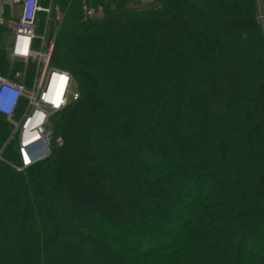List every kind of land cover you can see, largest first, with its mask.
Instances as JSON below:
<instances>
[{
  "label": "trees",
  "instance_id": "trees-1",
  "mask_svg": "<svg viewBox=\"0 0 264 264\" xmlns=\"http://www.w3.org/2000/svg\"><path fill=\"white\" fill-rule=\"evenodd\" d=\"M56 3L80 96L22 172L0 116V264H264V0ZM8 17L0 76L29 87Z\"/></svg>",
  "mask_w": 264,
  "mask_h": 264
},
{
  "label": "built area",
  "instance_id": "built-area-1",
  "mask_svg": "<svg viewBox=\"0 0 264 264\" xmlns=\"http://www.w3.org/2000/svg\"><path fill=\"white\" fill-rule=\"evenodd\" d=\"M8 4L17 7L8 26V59L24 65L31 63L36 68L29 87L0 76V116L10 124V135L17 138L19 165L14 169L22 172L46 160L54 148L62 146V139L53 134L54 120L80 95L76 87L73 89V80L67 72L49 68L54 39L47 38L48 23L56 28L62 13L52 19L51 0L46 7L39 0H13ZM40 14L45 16V26L42 33H36ZM91 14L86 11L85 16Z\"/></svg>",
  "mask_w": 264,
  "mask_h": 264
},
{
  "label": "rangeland",
  "instance_id": "rangeland-1",
  "mask_svg": "<svg viewBox=\"0 0 264 264\" xmlns=\"http://www.w3.org/2000/svg\"><path fill=\"white\" fill-rule=\"evenodd\" d=\"M137 1H145V0H137ZM83 7V6H82ZM10 10H11V15H8L7 17H8V19L11 21V19L12 18H15V16H16V10H17V7L16 6H12V8H10ZM53 10L55 11H53V14L54 15H59L60 13H62V10H61V7H60V5H55L54 6V8H53ZM86 9H84V7H83V10H82V12H83V16H85V13H86ZM12 15H13V17H12ZM54 17H52V19H53ZM40 20H41V18L38 20V22H37V24H36V33H38L39 31H38V25L39 24H41V22H40ZM9 21V22H10ZM7 23V22H6ZM8 25V24H7ZM73 89H75V85H73ZM40 153H41V151H39Z\"/></svg>",
  "mask_w": 264,
  "mask_h": 264
},
{
  "label": "crops",
  "instance_id": "crops-1",
  "mask_svg": "<svg viewBox=\"0 0 264 264\" xmlns=\"http://www.w3.org/2000/svg\"><path fill=\"white\" fill-rule=\"evenodd\" d=\"M9 1H13V0H0V25L4 24V19L3 17L5 16H8V15H11V10H10V5L8 4ZM46 0H41V3L43 4ZM47 2V1H46ZM7 28L9 26V24H11V21L7 22Z\"/></svg>",
  "mask_w": 264,
  "mask_h": 264
},
{
  "label": "flooded vegetation",
  "instance_id": "flooded-vegetation-1",
  "mask_svg": "<svg viewBox=\"0 0 264 264\" xmlns=\"http://www.w3.org/2000/svg\"><path fill=\"white\" fill-rule=\"evenodd\" d=\"M50 5H51V9L53 10L54 6L58 5V4L56 3V0H51V4Z\"/></svg>",
  "mask_w": 264,
  "mask_h": 264
}]
</instances>
